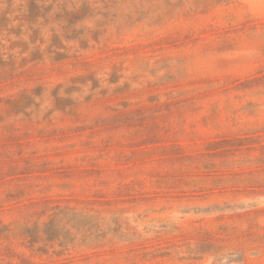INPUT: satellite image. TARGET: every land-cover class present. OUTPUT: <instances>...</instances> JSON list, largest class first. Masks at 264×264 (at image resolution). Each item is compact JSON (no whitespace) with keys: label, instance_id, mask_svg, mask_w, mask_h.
<instances>
[{"label":"rangeland","instance_id":"obj_1","mask_svg":"<svg viewBox=\"0 0 264 264\" xmlns=\"http://www.w3.org/2000/svg\"><path fill=\"white\" fill-rule=\"evenodd\" d=\"M0 264H264V0H0Z\"/></svg>","mask_w":264,"mask_h":264}]
</instances>
